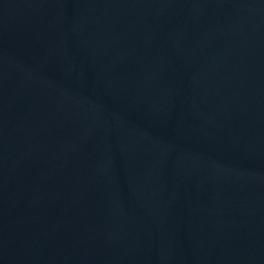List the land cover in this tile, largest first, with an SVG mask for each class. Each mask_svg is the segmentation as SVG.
Segmentation results:
<instances>
[{"label":"water","instance_id":"water-1","mask_svg":"<svg viewBox=\"0 0 264 264\" xmlns=\"http://www.w3.org/2000/svg\"><path fill=\"white\" fill-rule=\"evenodd\" d=\"M0 264H264V0H0Z\"/></svg>","mask_w":264,"mask_h":264}]
</instances>
